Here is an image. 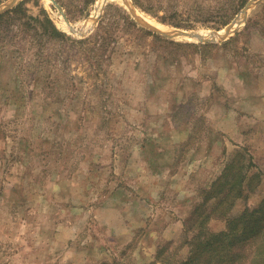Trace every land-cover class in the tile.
Returning a JSON list of instances; mask_svg holds the SVG:
<instances>
[{
    "label": "rangeland",
    "instance_id": "obj_1",
    "mask_svg": "<svg viewBox=\"0 0 264 264\" xmlns=\"http://www.w3.org/2000/svg\"><path fill=\"white\" fill-rule=\"evenodd\" d=\"M55 1L0 0V264H181L264 203V124L230 136L264 94V0L221 29L174 25L190 0ZM244 148L220 217L206 190Z\"/></svg>",
    "mask_w": 264,
    "mask_h": 264
},
{
    "label": "trees",
    "instance_id": "obj_2",
    "mask_svg": "<svg viewBox=\"0 0 264 264\" xmlns=\"http://www.w3.org/2000/svg\"><path fill=\"white\" fill-rule=\"evenodd\" d=\"M249 1L190 0L183 12L176 13L180 20L184 22H177L174 25L186 28L205 25L208 28L221 29L230 24ZM22 5L23 3H20L12 12H17ZM260 12L264 13V6L260 9ZM123 16L125 20H130V16L125 11H123ZM44 23L46 24V30L47 26L50 28L48 31L50 38L57 37L63 42L68 41L69 36L59 31L48 16L45 18ZM254 167H256V164L249 150L246 148L241 151L238 150L230 162L227 163L221 175L212 183L210 189L206 190V200L208 197L209 199L215 198L213 197L214 194L223 193L222 198L217 202L220 217L228 215L237 199L247 196L251 178L249 172ZM227 197H229L228 201L226 200ZM226 202H228L227 205H224ZM220 205H223V207H220ZM237 217V219L234 217L228 220L226 231L213 233L206 229L209 235L203 241H195L198 242L196 247L190 249L188 260L183 261L181 264H236L237 262L240 264H264V224L261 222V219L264 218V203L257 210L246 208ZM242 220L244 222L240 223L239 221ZM236 222L245 225V227L242 230H236L234 236L228 240L227 234L224 233L232 234V227ZM248 222L251 223L250 226H248ZM202 233L203 230H200L199 235ZM241 241L250 243V245H244L248 249H242L240 253L231 249L232 246ZM239 257L247 261L242 263L237 259Z\"/></svg>",
    "mask_w": 264,
    "mask_h": 264
},
{
    "label": "crops",
    "instance_id": "obj_3",
    "mask_svg": "<svg viewBox=\"0 0 264 264\" xmlns=\"http://www.w3.org/2000/svg\"><path fill=\"white\" fill-rule=\"evenodd\" d=\"M217 103H220V101H216ZM257 109V111H256ZM259 110V111H258ZM245 114L246 116H242L241 120H239V125H236V132L232 135L230 134L231 137L237 138H242L243 133L246 130H249L252 127H245L242 125V123L250 122L251 120L254 122V124L258 123H263L264 124V94L262 95V99L260 100L259 104H254V107H246L245 109ZM246 119V120H245ZM251 126V125H250ZM238 131V132H237ZM239 142V141H238Z\"/></svg>",
    "mask_w": 264,
    "mask_h": 264
},
{
    "label": "water",
    "instance_id": "obj_4",
    "mask_svg": "<svg viewBox=\"0 0 264 264\" xmlns=\"http://www.w3.org/2000/svg\"><path fill=\"white\" fill-rule=\"evenodd\" d=\"M53 1H54L55 4H57L55 0H53ZM60 9L62 10V8H60ZM145 24H146V23H145ZM148 26H149V25H148ZM149 27H151V26H149ZM178 35H182V36H191V37L194 36L195 38L204 41V39H203L202 36H200V35H195V34H192V33H189V32H181V33H179ZM216 36H217V35H216Z\"/></svg>",
    "mask_w": 264,
    "mask_h": 264
},
{
    "label": "bare ground",
    "instance_id": "obj_5",
    "mask_svg": "<svg viewBox=\"0 0 264 264\" xmlns=\"http://www.w3.org/2000/svg\"><path fill=\"white\" fill-rule=\"evenodd\" d=\"M148 25V24H147ZM150 26V25H149Z\"/></svg>",
    "mask_w": 264,
    "mask_h": 264
}]
</instances>
